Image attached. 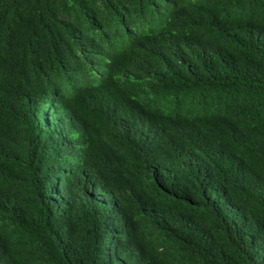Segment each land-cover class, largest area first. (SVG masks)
<instances>
[{
  "label": "trees",
  "instance_id": "1",
  "mask_svg": "<svg viewBox=\"0 0 264 264\" xmlns=\"http://www.w3.org/2000/svg\"><path fill=\"white\" fill-rule=\"evenodd\" d=\"M0 264H264V0H0Z\"/></svg>",
  "mask_w": 264,
  "mask_h": 264
}]
</instances>
